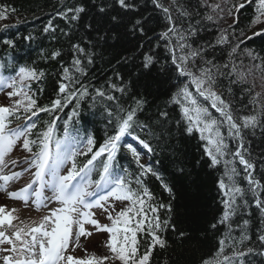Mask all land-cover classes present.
Here are the masks:
<instances>
[{
  "label": "snow or ice",
  "instance_id": "snow-or-ice-1",
  "mask_svg": "<svg viewBox=\"0 0 264 264\" xmlns=\"http://www.w3.org/2000/svg\"><path fill=\"white\" fill-rule=\"evenodd\" d=\"M247 2L236 0L226 9L214 0H167V3L165 0H80L58 13L72 25L68 32L62 33L69 42L68 54L72 59L70 67H61L62 77L57 84L59 98L50 106L37 105V99L31 94V82L42 81L45 73L35 67L20 66L15 76L0 75V88L9 89L5 93L9 103L0 104V192L25 205L31 203L37 209L52 204L59 206L48 207V214L39 223L25 225L23 221L14 223L18 220L15 209L0 205V264H150L155 249L166 251L171 247L166 233H173L181 247L188 242L191 250L196 251L198 243L206 240L208 233L218 232L221 227L226 234L217 240L216 252L201 256L199 264H245L246 255L255 251L253 247L246 250L244 247L245 241H251L246 228L250 219L236 225L241 228L237 238L233 235V217H238L249 205L246 196L251 193L264 225V199L261 198L264 192L258 191L264 185L254 176L258 164L264 166V146L259 153L262 159L256 161L252 155L257 130L264 137V91L255 92V79L248 80L259 70L264 81V57L254 50L242 49L244 40L251 39L247 35L236 37L237 42L233 43L227 30L222 29L215 40L201 42L200 33L207 23L223 19L222 13L235 16ZM6 18V13L0 11V19ZM262 18L264 0H258L250 27L264 23ZM233 23H238V18ZM50 30L54 31L51 22L44 32ZM232 35L236 36L235 32ZM252 35H264V29L254 31ZM5 43L12 45L13 41ZM161 45L168 54L163 58L156 51ZM241 55L249 65H245L244 59L237 62ZM47 58L62 59V50L51 51ZM97 59L108 64L113 75L100 87L93 88L94 95H90L80 77L86 76ZM173 73L178 80L183 77L186 82L171 84ZM224 79L228 86L225 91L218 92L216 89L221 87ZM165 86L169 89L168 100L162 108L156 105L154 122L139 124L137 114L151 107L153 102L149 97ZM192 86L199 97L210 102L219 118L200 103ZM236 86L241 93L239 108L228 99ZM114 92L126 95L132 105L122 107V97L112 94ZM85 97L93 101V107H96L97 98L104 101L102 115L108 123L115 122L113 134L107 136L95 151L96 141L91 134L81 138L78 130L69 129L70 123L80 115L76 108L67 114L62 138H54L59 116L54 115L42 130H38L37 123L32 120L38 113L55 114L72 103L79 106ZM245 100L248 103H244ZM108 102H115V106ZM169 104L179 109L175 118L170 114ZM21 113L23 122L10 126L14 119L21 120ZM225 124L227 137L235 141L234 149L222 131ZM134 125L142 130L155 129L152 134L157 144L162 149L172 150V177L190 184L196 183L193 173L201 161L197 160L191 169L187 168L188 161L181 157L174 141L181 135L199 132V138L206 141L204 152L210 161L208 166L216 167L222 159L224 161V173L217 181L223 191L218 216L201 221L194 204L185 213H180L171 203L158 206L147 203L153 197L142 179H137L138 188L133 189L126 177L115 171L114 161L121 138L131 134ZM140 143L153 151L144 140ZM17 147L27 155L6 159ZM126 148L139 164L140 176L155 177L174 199L176 183L151 164H140V153L131 144ZM88 153L91 157L82 166L78 165L77 157ZM105 155L106 159L100 161L99 179L93 180L92 173L97 171L95 162ZM228 156H231L230 160ZM236 161L243 165L247 189L237 179L240 172L234 166ZM69 164L62 174V169ZM17 165L20 170H12ZM25 172H31L30 182L9 190V185ZM45 191L50 195H45ZM116 202H130V206L116 211ZM94 208L102 210L110 224H101L95 218ZM158 208L166 211L163 219ZM148 212L152 213L151 217ZM85 224L93 226L97 232L110 234L106 242L110 255L77 257L72 254L81 246V237L92 235ZM139 232L148 237L143 252L137 238ZM261 232L257 239L259 254L264 256V229Z\"/></svg>",
  "mask_w": 264,
  "mask_h": 264
},
{
  "label": "trees",
  "instance_id": "trees-1",
  "mask_svg": "<svg viewBox=\"0 0 264 264\" xmlns=\"http://www.w3.org/2000/svg\"><path fill=\"white\" fill-rule=\"evenodd\" d=\"M79 2L80 0H0V11H4L7 17L6 19H0V64L3 66H12L18 61L19 63L21 62L23 66L35 67L39 71L45 73L42 81H33L31 87V94L37 99V105L39 107L50 106L54 99L59 98L57 95V84L62 77L61 67H70L71 64L72 57L68 54L69 42L62 33L68 32L72 25L68 20L59 16L58 13L65 11L67 8L72 7ZM233 2H236V0H228L224 4V7L227 9ZM165 3H167V0H165ZM257 6V1L251 0L245 3V7L239 10L235 16L229 15L225 12L222 15L223 19L217 20L215 23H207L206 29L200 33V37L202 38L201 42L210 39L215 40L220 34V30L226 29L227 34L233 43L237 42L236 37L242 35L251 37V39L244 40L241 46L242 49L246 48L254 50L255 53L264 57V35H252L254 31H259L264 28L260 27L259 24L255 27H250L251 22L256 15ZM148 8L149 10L151 9L150 3L148 4ZM237 18L238 23L234 24L233 21ZM50 22L54 31L50 30L49 32H44V28L47 27ZM230 25L232 27H229ZM160 30L161 29H157V31ZM233 32H235L236 36L232 35ZM8 40L13 41V44H6L5 41ZM53 50H62V59H48V54ZM156 51L162 58L168 55L163 51V45H161ZM179 54V50H177V55ZM216 54L219 56V49H217ZM239 59H244L245 65H249V61L243 58L242 55L238 57L237 62H239ZM155 71L156 70L153 69V72ZM260 74L261 72L257 70L253 75H250L255 78L249 79L250 76L248 77L250 82L255 79V92H261L257 83V77ZM112 75L110 66L104 61L97 59L96 63L90 66V70L86 73V76L80 77V82L83 85L88 86L90 95H94L93 88L103 85L106 78L111 77ZM182 82H186L185 78L181 77L178 80L176 74L173 73V79L170 83L177 84ZM227 86L228 81L227 79H224L221 82V87H218L216 90L218 92L225 91ZM168 90V86H165V88H161L154 92L153 96L149 97V100L153 102L152 106L147 108L143 113H138L137 120L143 124L149 123L150 121L154 122L156 105H159L161 108L163 107L164 102L168 100ZM171 91H175V89H171ZM192 91L194 95L197 96L200 103L209 107V111L213 116L219 118V114L216 113L214 109H211L210 102L204 101L203 98L195 93V86H192ZM112 94L117 97H122V107L127 108L132 105V101L126 95L122 96L119 92H114ZM240 95V88L239 86H236L233 88V93L228 96V99L232 100L237 108L240 107ZM108 103L115 106V102ZM244 103H248V101L245 100ZM104 104V101H100L99 98H97L96 107H93V101L88 97H85L81 100L79 106L72 103L67 105L63 111L70 112L71 110L73 111V108H76L79 113L86 115L87 119L95 118L96 123H100L108 128H114L115 122L108 123L105 115H102ZM63 111H61V113ZM169 111L171 116L175 118L179 109L169 104ZM53 115L54 114H52V116ZM38 117H41L38 120L39 130L45 122L49 121L51 114L43 113L42 115L41 113ZM95 125L92 123L91 126ZM101 131L103 132V130ZM154 131V128L152 130H144V134L147 135L148 137L146 136V138L150 140L154 150V157L158 161V167L161 169V173L169 177L170 181H174L176 183V188L174 189L175 198H170L169 194L163 189L160 182L157 181L155 177H152L151 175L141 177L140 172L137 173L134 170L131 172V177L133 179H142L143 185L149 189L153 197V200L148 201L147 203L157 206L160 203H171L173 208L180 213H185L194 204L200 214L199 219L201 221L211 220L213 216H218L220 209L222 208L220 201L223 198V191L219 189L217 181L222 177L225 170L223 159L216 167H209L208 165L210 161L204 152L206 141H202L199 138V132H194L191 136L181 135L174 141V143L181 157L188 161L186 167L191 169L192 165L197 160H200L201 164L197 166L193 173L196 181L195 184H190L187 180H175V178L172 177V172L174 171L171 154L172 150L162 149V147L157 144V141L152 134ZM222 131L224 132L226 139L231 141V146L234 149L235 141L232 140L231 137H227L226 124L223 126ZM97 135L100 137L99 131L96 129V136ZM253 140L252 155L256 161H259L262 159L259 153L261 147L264 146L262 145L264 137L261 136L259 130H257L256 136ZM227 159L230 160L231 156H228ZM234 166L240 172V177L237 178L238 181L245 189H247V182L243 179V165H240L239 162L236 161ZM254 176L256 179H260L262 185H264V166L258 164ZM258 191L264 192V187ZM261 198L264 199V196H261ZM246 199L249 200V205L246 206L245 210L242 211L238 217H233V220L235 221L233 224V235L238 238L241 228L236 227V225H242L244 219H250V223L246 228L247 235L251 237V241H245L244 247L245 250L247 247H253L255 251L246 255L244 261L245 264H264V256L259 254L260 248L257 239L258 236L262 234L261 230L264 229V225L260 222V213L252 200L251 193H248ZM145 211H147V207L145 208ZM158 213L161 219L166 215V211L163 208H158ZM148 216L151 217L152 213L148 212ZM225 234V229L223 227H221L218 232L208 233V238L198 243V250L192 251L188 242H185L184 246L181 247L174 234L168 232L166 233V237L169 240L171 247L166 251L159 248L155 249L150 264H165V262H167V264H199L201 256H208L216 252L217 240L223 238ZM137 235L140 243V250L143 252L145 241L148 237L144 232H139Z\"/></svg>",
  "mask_w": 264,
  "mask_h": 264
},
{
  "label": "rangeland",
  "instance_id": "rangeland-1",
  "mask_svg": "<svg viewBox=\"0 0 264 264\" xmlns=\"http://www.w3.org/2000/svg\"><path fill=\"white\" fill-rule=\"evenodd\" d=\"M228 0H214V2H218L221 3V6L224 7V4L227 2ZM240 2H243V0H241ZM223 15V13L221 14ZM262 20H264V18H262ZM260 27L264 28V23H260L259 24ZM250 78H255L254 76H250ZM258 88L261 91H264V88H262V84H264V81L261 80V74L258 75ZM2 203H5V199L2 201ZM0 205H6L7 208L9 210H11L13 207L15 208L16 212H15V216L18 217V220H15L14 223H19V221H23L24 224H26L28 221H32L34 219H38L40 218V212L34 208H32L31 206H22L21 204H17L16 202H7L5 204H1ZM89 239V238H88ZM87 238H81V246L77 247L76 250L79 251L84 244H86L85 242L88 240Z\"/></svg>",
  "mask_w": 264,
  "mask_h": 264
},
{
  "label": "bare ground",
  "instance_id": "bare-ground-1",
  "mask_svg": "<svg viewBox=\"0 0 264 264\" xmlns=\"http://www.w3.org/2000/svg\"><path fill=\"white\" fill-rule=\"evenodd\" d=\"M225 8V7H224Z\"/></svg>",
  "mask_w": 264,
  "mask_h": 264
}]
</instances>
